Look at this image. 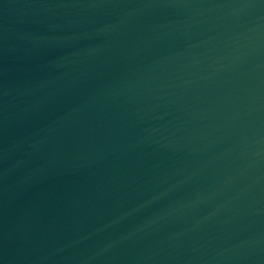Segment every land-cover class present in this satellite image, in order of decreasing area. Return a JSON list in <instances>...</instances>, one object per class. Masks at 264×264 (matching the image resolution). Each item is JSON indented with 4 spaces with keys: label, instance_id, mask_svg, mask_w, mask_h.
I'll return each instance as SVG.
<instances>
[{
    "label": "water",
    "instance_id": "95a60500",
    "mask_svg": "<svg viewBox=\"0 0 264 264\" xmlns=\"http://www.w3.org/2000/svg\"><path fill=\"white\" fill-rule=\"evenodd\" d=\"M0 264H264V0H0Z\"/></svg>",
    "mask_w": 264,
    "mask_h": 264
}]
</instances>
